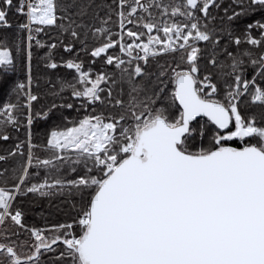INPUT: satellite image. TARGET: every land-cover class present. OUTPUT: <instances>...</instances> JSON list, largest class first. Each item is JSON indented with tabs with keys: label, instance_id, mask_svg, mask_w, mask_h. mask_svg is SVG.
<instances>
[{
	"label": "snow or ice",
	"instance_id": "1",
	"mask_svg": "<svg viewBox=\"0 0 264 264\" xmlns=\"http://www.w3.org/2000/svg\"><path fill=\"white\" fill-rule=\"evenodd\" d=\"M34 46L84 110L42 135L77 105L39 104ZM0 86V264H264V0H0Z\"/></svg>",
	"mask_w": 264,
	"mask_h": 264
},
{
	"label": "trees",
	"instance_id": "2",
	"mask_svg": "<svg viewBox=\"0 0 264 264\" xmlns=\"http://www.w3.org/2000/svg\"><path fill=\"white\" fill-rule=\"evenodd\" d=\"M225 3H228V0H225ZM47 36L44 34H41L40 38L41 40L45 39H51L54 35L56 30L55 29H46ZM47 48L43 49H37L34 46V59H33V66H34V75L41 76L42 79L40 81V100L39 104H47L50 102H53L54 100L58 101L60 97H63L64 101L66 103H73L76 104L77 107H74L72 109L67 108H61L58 109L56 112L53 113L52 119L48 120L47 122L43 120H38L36 124H34V130H38L41 135L44 130H50V127L53 123H59L61 126H63V121L61 120V113L69 118L77 117L79 115L84 114L83 109H78V102L75 101L70 96V90L64 89L61 90L60 86V80L70 79L75 73L74 70L68 69L64 65H58V67L55 70L46 69L45 68V62L43 60L44 53L47 51ZM119 49L118 47H114L111 49V54H118ZM55 55L57 58L60 56H67V53L64 52L62 49L57 48L55 51ZM102 62L97 59L95 63V67L97 70L100 69ZM48 76L51 77L50 80L43 79V77ZM24 77L21 75L19 77H10V79H23ZM34 90H36L34 88ZM55 94V96L53 95ZM11 102L15 101V97L11 95V93L8 91L7 86H0V106L4 102ZM39 104L36 106L39 107ZM19 135L21 139H23V132L20 133L13 132L12 133V139L8 141H4L0 139V155L3 154L4 150H10L13 146V143L15 141L16 136ZM19 159V157L15 158ZM14 163L13 158H9L8 160V167H11ZM0 166H4L3 162H0ZM35 171V169H33ZM67 171V169H65ZM45 174V171L43 169L40 170V177L43 178ZM71 178V177H70ZM23 199V205L27 214V222L30 225H34L37 227H46L49 224L54 223H62L65 219L66 214L69 213L68 205L63 200V197H42L35 202L33 201V197L31 194H29L26 198Z\"/></svg>",
	"mask_w": 264,
	"mask_h": 264
},
{
	"label": "flooded vegetation",
	"instance_id": "3",
	"mask_svg": "<svg viewBox=\"0 0 264 264\" xmlns=\"http://www.w3.org/2000/svg\"><path fill=\"white\" fill-rule=\"evenodd\" d=\"M163 59H164V58H162V59H161V62H162V60H163ZM167 59H169V60H170V59H171V57H168ZM151 63L153 64V66H155V65H156V63H157V61H156V60H152V61H151Z\"/></svg>",
	"mask_w": 264,
	"mask_h": 264
}]
</instances>
